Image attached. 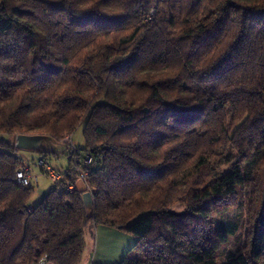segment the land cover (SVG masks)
<instances>
[{
  "label": "trees",
  "instance_id": "trees-1",
  "mask_svg": "<svg viewBox=\"0 0 264 264\" xmlns=\"http://www.w3.org/2000/svg\"><path fill=\"white\" fill-rule=\"evenodd\" d=\"M80 125L90 215L70 159L30 203L12 138ZM99 224L136 237L116 264H264V0H0V264H80Z\"/></svg>",
  "mask_w": 264,
  "mask_h": 264
},
{
  "label": "rangeland",
  "instance_id": "rangeland-1",
  "mask_svg": "<svg viewBox=\"0 0 264 264\" xmlns=\"http://www.w3.org/2000/svg\"><path fill=\"white\" fill-rule=\"evenodd\" d=\"M151 15L153 16V13ZM162 15L169 20L172 19L167 7L162 8ZM82 128V125L76 128L71 136H69L70 140L68 142L71 141L70 143L73 145L82 147L84 144ZM42 139L45 138L39 137L36 133L20 134L19 137L14 136L12 138V144L16 143V146L19 147L16 150L17 155L29 167L30 174L36 176L37 185L33 186L30 203L38 202L42 195L54 184L37 165V160L42 155L46 156L44 160L54 169H62L68 163L66 154L69 152L71 145L67 143L66 139L62 138L61 141L56 142L55 145L57 146H53V144L49 145L47 142L42 143L40 142ZM237 191L240 204L237 207L227 208L220 213L214 214L215 218L237 220L238 222V229L235 235H229L226 239L217 240L213 254L219 263L224 261L225 254L233 247L236 237L242 238L244 236L245 227L248 222L245 209V190L238 187ZM169 209L174 212L181 211L183 204H172ZM135 242L136 237L133 234L108 225H96L93 227L91 233L89 231L86 232L85 247L80 264H116L124 258L128 260L139 258L137 250L133 249Z\"/></svg>",
  "mask_w": 264,
  "mask_h": 264
},
{
  "label": "built area",
  "instance_id": "built-area-1",
  "mask_svg": "<svg viewBox=\"0 0 264 264\" xmlns=\"http://www.w3.org/2000/svg\"><path fill=\"white\" fill-rule=\"evenodd\" d=\"M68 137V138H67ZM67 143L70 140L69 136H64ZM16 146V143H14ZM69 159L71 163V172H74L77 179H81L85 185L89 174V165L91 164L92 158L87 153H79L72 143H70ZM22 166L16 171L17 181L25 186H35L37 185L36 176H32L29 172V168L26 166L24 161H21ZM37 165L42 169L43 173L53 182L56 183L64 178L65 174L68 172L66 169H54L52 168L44 159L39 158L37 160ZM75 184L69 181L65 182V188L69 191H73ZM47 261L45 257L40 258L37 261L31 262L30 264H46Z\"/></svg>",
  "mask_w": 264,
  "mask_h": 264
},
{
  "label": "water",
  "instance_id": "water-1",
  "mask_svg": "<svg viewBox=\"0 0 264 264\" xmlns=\"http://www.w3.org/2000/svg\"><path fill=\"white\" fill-rule=\"evenodd\" d=\"M75 188L81 193L83 205L85 208L86 215L89 216L93 208V198L89 190H87L85 183L81 179L75 181ZM46 264H53L47 262Z\"/></svg>",
  "mask_w": 264,
  "mask_h": 264
},
{
  "label": "crops",
  "instance_id": "crops-1",
  "mask_svg": "<svg viewBox=\"0 0 264 264\" xmlns=\"http://www.w3.org/2000/svg\"><path fill=\"white\" fill-rule=\"evenodd\" d=\"M40 142H42V143H43V142H44V143L47 142V144H49V145H50V144H51V145L53 144V146H57V145H55L54 142H50L49 140H45V139H42V141H40ZM40 142H38V143H40ZM49 145H48V146H49ZM42 149H43V148H42ZM50 151H52V149H50ZM44 153H46V152H44ZM68 153H69V152H68ZM68 153L66 154V155H67V159H69V154H68ZM41 157H43V158L45 159L46 156L42 155ZM23 161H24V160H23ZM45 161H46V160H45ZM46 162H47V161H46ZM24 163H25V162H24ZM27 167H28V166H27ZM28 168H29V167H28Z\"/></svg>",
  "mask_w": 264,
  "mask_h": 264
}]
</instances>
